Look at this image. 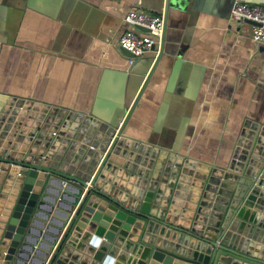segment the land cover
Masks as SVG:
<instances>
[{"label":"water","instance_id":"95a60500","mask_svg":"<svg viewBox=\"0 0 264 264\" xmlns=\"http://www.w3.org/2000/svg\"><path fill=\"white\" fill-rule=\"evenodd\" d=\"M190 4L163 0L159 52L147 69L120 48L128 60L120 116L0 94V163L21 168L0 264H149L159 252L264 264V124L246 118L212 162L129 125L150 96L171 10Z\"/></svg>","mask_w":264,"mask_h":264},{"label":"crops","instance_id":"0c3cea01","mask_svg":"<svg viewBox=\"0 0 264 264\" xmlns=\"http://www.w3.org/2000/svg\"><path fill=\"white\" fill-rule=\"evenodd\" d=\"M168 16L165 42L129 122L137 136L174 139L180 150L215 161L246 118L264 124V42L230 20L234 0H190ZM264 4V0H243ZM163 0H0V94L100 118L121 115L128 60L118 39L125 14L161 15ZM194 3L195 7H192ZM154 49L135 58L150 67ZM121 61H124L122 66ZM148 89L146 90V92ZM151 128V129H150ZM21 168L0 163V237ZM149 264H198L169 253Z\"/></svg>","mask_w":264,"mask_h":264},{"label":"built area","instance_id":"2783aa9c","mask_svg":"<svg viewBox=\"0 0 264 264\" xmlns=\"http://www.w3.org/2000/svg\"><path fill=\"white\" fill-rule=\"evenodd\" d=\"M123 20L130 28L119 37L118 46L132 54L130 61L152 51L161 34V15L132 10L125 14ZM230 20L236 25L248 26L250 36L256 43L264 42V4L235 0L231 8ZM138 27H143L147 31H141ZM3 166L8 167L9 164L3 163Z\"/></svg>","mask_w":264,"mask_h":264}]
</instances>
